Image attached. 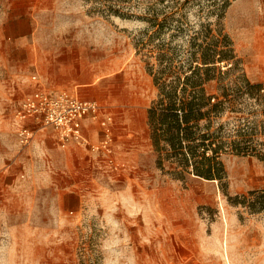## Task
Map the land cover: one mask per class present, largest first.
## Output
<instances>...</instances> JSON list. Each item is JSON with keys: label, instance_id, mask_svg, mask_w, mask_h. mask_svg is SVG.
Wrapping results in <instances>:
<instances>
[{"label": "rangeland", "instance_id": "rangeland-1", "mask_svg": "<svg viewBox=\"0 0 264 264\" xmlns=\"http://www.w3.org/2000/svg\"><path fill=\"white\" fill-rule=\"evenodd\" d=\"M153 1L0 0V264H264V209L241 204L264 190L260 159L224 154V190L157 165L148 68L185 65L189 32L175 21L161 26V15L158 25L144 20ZM182 12L228 37L236 64L218 80L232 85L242 73L260 84L232 95L237 115L264 119V0H229L219 19L194 2ZM37 84L113 116V163L60 146L45 127L20 145L15 113Z\"/></svg>", "mask_w": 264, "mask_h": 264}, {"label": "trees", "instance_id": "trees-1", "mask_svg": "<svg viewBox=\"0 0 264 264\" xmlns=\"http://www.w3.org/2000/svg\"><path fill=\"white\" fill-rule=\"evenodd\" d=\"M193 2L199 11L215 14L216 19L229 4V0H154L146 6L143 19L153 26L159 24L161 15V26L175 21L189 32L185 65L160 66L155 73L148 68L157 96L147 110V123L157 165L165 173L181 180L194 176L216 181L224 190V154L255 156L264 164V119H254L250 113L237 115L243 113L232 95L250 96L262 87L250 83L242 73L232 85L218 80L236 64L231 42L221 30L212 28L209 20L189 24L182 8ZM228 61L232 63L222 70L220 62ZM212 82L217 83L214 92L209 90ZM249 195L241 204L263 210L264 190Z\"/></svg>", "mask_w": 264, "mask_h": 264}, {"label": "built area", "instance_id": "built-area-1", "mask_svg": "<svg viewBox=\"0 0 264 264\" xmlns=\"http://www.w3.org/2000/svg\"><path fill=\"white\" fill-rule=\"evenodd\" d=\"M36 77H32L35 80ZM91 120L102 131V138L91 143L84 134V122ZM17 138L22 146H28L37 128L53 130L62 147L79 146L97 154H104L113 163L112 128L113 116L105 114L94 100L80 98L67 90L45 89L36 85L26 94L15 113ZM116 169V165H114Z\"/></svg>", "mask_w": 264, "mask_h": 264}, {"label": "crops", "instance_id": "crops-1", "mask_svg": "<svg viewBox=\"0 0 264 264\" xmlns=\"http://www.w3.org/2000/svg\"><path fill=\"white\" fill-rule=\"evenodd\" d=\"M83 131H84L85 136L89 139L90 142H92L94 139L100 140L103 136L101 129L98 127V125L96 123L92 122L91 120H86V122H84V130ZM112 133H114V132L112 131ZM114 136H115V133H114ZM118 136H119V138H122L123 132L119 133ZM127 141H129V140H127ZM82 148L85 149L87 152H91L90 150H88L87 148H84V147L75 148V149H79V150H76L78 152V151H83ZM77 154L79 156L82 155V153H77ZM82 160H84V159L82 158ZM87 160H89V159H87Z\"/></svg>", "mask_w": 264, "mask_h": 264}]
</instances>
